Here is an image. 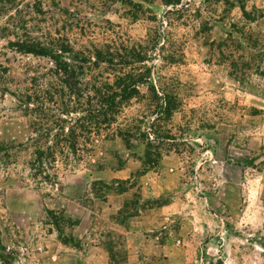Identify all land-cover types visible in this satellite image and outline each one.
Here are the masks:
<instances>
[{"label":"rangeland","instance_id":"374dc122","mask_svg":"<svg viewBox=\"0 0 264 264\" xmlns=\"http://www.w3.org/2000/svg\"><path fill=\"white\" fill-rule=\"evenodd\" d=\"M0 264H264V0H0Z\"/></svg>","mask_w":264,"mask_h":264},{"label":"trees","instance_id":"16d2710c","mask_svg":"<svg viewBox=\"0 0 264 264\" xmlns=\"http://www.w3.org/2000/svg\"><path fill=\"white\" fill-rule=\"evenodd\" d=\"M52 46H45L41 44H32L30 46L23 47L24 52H31L36 55H44L50 57L56 66L61 69L62 64L67 65V62L64 57V52L69 47L66 41H55L51 44ZM96 55L94 56L97 61H111L110 59H106L103 56V52L101 50L96 51ZM85 58H82V60ZM123 75H120L113 82V89L114 91L107 96L106 98H102V102L99 101V107L101 113L103 110H111L113 106L116 109V106L120 105L124 100L130 98L137 92V87L139 83H142V77L139 75L133 74L132 76L128 75L127 73L122 72ZM111 85V86H112ZM110 87V86H109ZM104 112V111H103ZM105 113V112H104ZM102 113V114H104Z\"/></svg>","mask_w":264,"mask_h":264}]
</instances>
